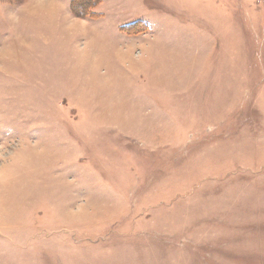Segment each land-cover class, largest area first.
<instances>
[{"label": "rangeland", "instance_id": "374dc122", "mask_svg": "<svg viewBox=\"0 0 264 264\" xmlns=\"http://www.w3.org/2000/svg\"><path fill=\"white\" fill-rule=\"evenodd\" d=\"M67 10L85 34L30 20L0 58V264H264V0Z\"/></svg>", "mask_w": 264, "mask_h": 264}, {"label": "clouds", "instance_id": "9594fccd", "mask_svg": "<svg viewBox=\"0 0 264 264\" xmlns=\"http://www.w3.org/2000/svg\"><path fill=\"white\" fill-rule=\"evenodd\" d=\"M67 9L68 0H26L15 10L0 14V19L7 25L6 31L8 32V35L0 40V58L6 61L14 59L16 48L13 42L19 43L23 47H30L22 34V29L30 20H40L48 24L60 23L64 32L70 36L85 34L88 29L87 20L73 17ZM75 57L78 67L87 68L93 73L99 71L100 57L94 54L90 41L85 40L78 44ZM0 72H8L7 66L0 64ZM23 147L21 145L20 149ZM20 149L9 157V166L0 167V182L9 183L13 179L14 165L23 159ZM84 211L85 205H80L76 210H70L67 213V219L70 222L77 221ZM0 212L5 219L10 214L7 208Z\"/></svg>", "mask_w": 264, "mask_h": 264}, {"label": "trees", "instance_id": "16d2710c", "mask_svg": "<svg viewBox=\"0 0 264 264\" xmlns=\"http://www.w3.org/2000/svg\"><path fill=\"white\" fill-rule=\"evenodd\" d=\"M79 5V4H78ZM79 6H82V5H79ZM75 7H76V4H75ZM75 7H74V9H75ZM75 13V12H74Z\"/></svg>", "mask_w": 264, "mask_h": 264}]
</instances>
